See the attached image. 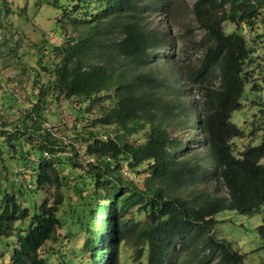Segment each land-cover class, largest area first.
Here are the masks:
<instances>
[{"label":"trees","instance_id":"trees-1","mask_svg":"<svg viewBox=\"0 0 264 264\" xmlns=\"http://www.w3.org/2000/svg\"><path fill=\"white\" fill-rule=\"evenodd\" d=\"M168 1H48L62 7L64 38L48 51L31 44L37 64L20 70L32 73L36 93L20 104L0 79V103L20 111L13 128L0 124V158H20L31 169L26 189L53 192L30 206L1 194L0 264L57 261L41 249L58 241L65 218L75 228L65 243L72 264H243L244 254L213 229L222 210L252 215L264 204V134L236 151L232 139L245 132L231 121L247 92L260 90L246 68L255 49L241 27L252 40L264 35L255 29L264 0H196L206 43L197 64L185 68L161 54L165 34L148 22ZM225 21L235 29L226 32ZM61 98L74 113L67 144L45 126L46 106ZM251 123L263 127L264 114ZM127 172L144 173L141 185ZM256 230L264 250V222ZM13 234L6 251L3 239ZM130 247L133 254L120 260Z\"/></svg>","mask_w":264,"mask_h":264},{"label":"rangeland","instance_id":"rangeland-1","mask_svg":"<svg viewBox=\"0 0 264 264\" xmlns=\"http://www.w3.org/2000/svg\"><path fill=\"white\" fill-rule=\"evenodd\" d=\"M48 1L0 0V58L3 56V61L0 60V79L2 82L8 83V86L20 96L18 104L28 98L31 93H36V88L32 85L34 81L32 73L20 70L23 69L24 65L29 70L31 69L30 65L37 64L33 54L35 50H32L31 44L41 42L45 44L48 51L52 44L58 43L64 38L61 26L57 22L58 17L60 18L62 15V7H55L49 4ZM58 1L63 4L67 0ZM195 1L169 0L165 11L153 12L148 18L151 28L162 30L165 34V41L160 47L161 54L174 55L176 63L184 68L197 64L206 43L205 31L194 9ZM262 3L264 4V2ZM7 7H10V9L7 10ZM234 29L235 25L232 22H224L226 32H231ZM255 29L256 32L264 34V7L259 9ZM241 31L246 38L250 39L249 44L255 49L254 60L246 63V68L252 69L255 82L254 88L260 90L248 91L245 99L242 100V108L235 110L231 115V121L245 132L242 138L232 139V146L236 151L248 143L258 144L263 138L260 135L264 134V126L258 125L253 128L251 123L252 120L261 121L264 114V35L260 39L254 38L252 40L244 26L241 27ZM171 42L173 45H171ZM47 51L44 52V56L49 55ZM36 53L39 55V52ZM14 60H18L16 64ZM43 60H47V57ZM169 65H165L166 68ZM45 78H48V76H45ZM251 86L253 84H249L247 90ZM196 97H199L198 92L194 95V98ZM11 100L17 102V99L14 98ZM11 103V101L10 103L9 101L5 102V105L0 103V124H5L6 129L13 128L14 123L20 116V111H17V109L15 111L14 107L12 109ZM46 108L47 122L45 126H49L53 130V134L58 138H62L63 141L65 140L67 144L69 139L74 138V113L71 102L61 98L57 102L48 104ZM87 117L85 114L81 116V119L86 122ZM107 129L109 128L101 127L99 131L102 132ZM75 147L82 149L79 143H76ZM71 152V149L67 148V153L71 154ZM79 153L80 157L84 159L83 149ZM28 162L30 164L34 163L32 160H28ZM30 171L31 169L25 166L20 158H9L7 154H3V157L0 158V199L3 192H12L16 194L22 205L30 206L32 202L39 204L43 198L52 196L53 189H47L46 186L34 189L35 184L33 183L34 185L31 188L26 189L27 184L33 182L31 180L34 178V176L31 177ZM127 175L133 178L138 185H141L144 173L127 172ZM16 177L17 180H15ZM208 186L211 188V183ZM19 189L21 191H18ZM30 189L31 191L36 190L35 193L32 191L33 196L28 193ZM66 215L69 216V213H66ZM215 218L217 222L214 225L213 234L218 238L225 239L233 250L244 254L243 264H260L264 259V250L260 248L261 241L256 227L264 222V204L257 213L252 215L226 209L218 212ZM70 222L71 219L65 218L64 224L58 228L59 239L57 242L50 240L42 246L41 252H46L42 255L50 256L54 252L55 255H52L50 260L57 261L52 264H72V246L65 244L67 243V230H70V228L75 230ZM14 226H21V222L16 221ZM3 240L8 242L5 250L10 251L16 243V235L13 234ZM61 242L64 244H61ZM133 250L132 247L123 248L120 260H123V257L127 254H133ZM5 253L8 254V252ZM212 263L214 264L215 260Z\"/></svg>","mask_w":264,"mask_h":264}]
</instances>
